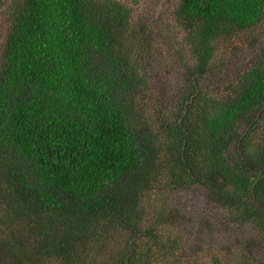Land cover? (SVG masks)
Returning <instances> with one entry per match:
<instances>
[{
    "label": "trees",
    "instance_id": "1",
    "mask_svg": "<svg viewBox=\"0 0 264 264\" xmlns=\"http://www.w3.org/2000/svg\"><path fill=\"white\" fill-rule=\"evenodd\" d=\"M5 16L0 254L25 243L8 264H182L165 179L264 236V0H178L182 81L153 110L156 38L125 3L11 0Z\"/></svg>",
    "mask_w": 264,
    "mask_h": 264
},
{
    "label": "rangeland",
    "instance_id": "2",
    "mask_svg": "<svg viewBox=\"0 0 264 264\" xmlns=\"http://www.w3.org/2000/svg\"><path fill=\"white\" fill-rule=\"evenodd\" d=\"M117 1L134 10L135 29L142 30L144 25H148L151 27L150 33L156 38L155 51L146 70L152 76L154 86L160 88V91L152 89L149 93L150 110L159 104L154 101L156 97H160L158 101L161 100L162 103L172 102L175 89L182 81L180 74L172 67L179 69L177 63H184L188 54L183 48L179 31L174 26L173 13L178 0ZM10 2L11 0H0V58L8 34L5 11ZM252 42L253 40L241 44L242 62L235 68L253 63L258 45ZM178 52L184 55L183 59L177 57ZM159 185L154 191L155 197L162 200L168 197V205L175 211L170 229L181 238L182 264H213L215 256L219 257L221 264H241L243 253L251 258V264H264V236L251 224H233L227 209L210 201L209 194L201 188H179L173 191L168 188V179ZM19 240L25 246L24 240ZM20 242L16 238L12 239L9 249L0 254V264H8L18 257Z\"/></svg>",
    "mask_w": 264,
    "mask_h": 264
}]
</instances>
